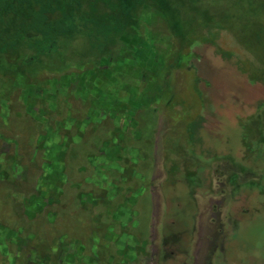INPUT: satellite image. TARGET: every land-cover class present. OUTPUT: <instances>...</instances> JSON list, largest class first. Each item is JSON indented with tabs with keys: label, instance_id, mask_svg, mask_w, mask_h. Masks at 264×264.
<instances>
[{
	"label": "rangeland",
	"instance_id": "1",
	"mask_svg": "<svg viewBox=\"0 0 264 264\" xmlns=\"http://www.w3.org/2000/svg\"><path fill=\"white\" fill-rule=\"evenodd\" d=\"M211 4L191 50L144 7L124 59L4 61L0 264H264V0Z\"/></svg>",
	"mask_w": 264,
	"mask_h": 264
},
{
	"label": "trees",
	"instance_id": "2",
	"mask_svg": "<svg viewBox=\"0 0 264 264\" xmlns=\"http://www.w3.org/2000/svg\"><path fill=\"white\" fill-rule=\"evenodd\" d=\"M204 1L0 0V69L4 61H8L17 83L26 79V73L29 77L48 70L60 74L72 67L70 64L81 71L99 65L101 58H108L111 62L124 59L130 51L127 43L119 38L138 33L142 25L138 16L144 7L160 10L166 25L178 28L179 31L174 30L172 34L186 42L188 50H191L200 41H209L202 35L204 23L230 26L221 21L226 14L223 10L228 6L216 8V16L220 13L221 16L215 21L208 8L216 0H208L207 9L203 6ZM85 42L89 46H84ZM91 60H95V64L90 65ZM179 61L183 63L181 58ZM173 64L169 62L162 66L168 71L165 70L161 79L164 80L166 74L171 73L177 62ZM37 66H41L40 72L31 70ZM1 82L2 87L6 85L5 79L1 78ZM151 82L147 84L148 87ZM153 97L151 93L147 94V90L139 96L136 99L138 110L151 106L155 101ZM118 184L120 193L124 188L120 182Z\"/></svg>",
	"mask_w": 264,
	"mask_h": 264
},
{
	"label": "flooded vegetation",
	"instance_id": "3",
	"mask_svg": "<svg viewBox=\"0 0 264 264\" xmlns=\"http://www.w3.org/2000/svg\"><path fill=\"white\" fill-rule=\"evenodd\" d=\"M79 71L73 69V68H69L67 71H65L64 73H78ZM37 86V85H36Z\"/></svg>",
	"mask_w": 264,
	"mask_h": 264
}]
</instances>
